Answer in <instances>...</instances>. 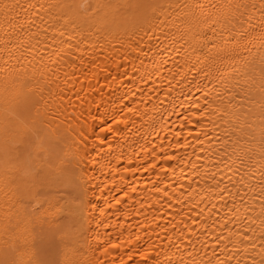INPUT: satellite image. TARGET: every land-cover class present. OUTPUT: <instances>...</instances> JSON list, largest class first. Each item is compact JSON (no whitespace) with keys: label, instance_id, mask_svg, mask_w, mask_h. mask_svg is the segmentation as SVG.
<instances>
[{"label":"bare ground","instance_id":"obj_1","mask_svg":"<svg viewBox=\"0 0 264 264\" xmlns=\"http://www.w3.org/2000/svg\"><path fill=\"white\" fill-rule=\"evenodd\" d=\"M194 2L0 0V264H264V8Z\"/></svg>","mask_w":264,"mask_h":264},{"label":"snow or ice","instance_id":"obj_2","mask_svg":"<svg viewBox=\"0 0 264 264\" xmlns=\"http://www.w3.org/2000/svg\"><path fill=\"white\" fill-rule=\"evenodd\" d=\"M130 6H132V5H130ZM134 6L137 8H147V7H151L152 5L150 3V0H135ZM241 6H242L241 4H237L236 8L238 9ZM253 6L255 7V4H253ZM185 7H188V5L185 4ZM192 7L202 10L204 6L202 3H199V0H196V2H194ZM260 7L264 8V0H260ZM242 27H243V25H242ZM61 35H63V33H61ZM240 35H241L242 39H245V40L248 39V33L246 30H245V32L241 33ZM225 43H227V41H225ZM211 48H216L215 43H211ZM169 159H171V157H169ZM40 174L41 173H37V175H40ZM118 203H119V200H117V204ZM5 264H15V262L14 261L13 262H5Z\"/></svg>","mask_w":264,"mask_h":264},{"label":"rangeland","instance_id":"obj_3","mask_svg":"<svg viewBox=\"0 0 264 264\" xmlns=\"http://www.w3.org/2000/svg\"><path fill=\"white\" fill-rule=\"evenodd\" d=\"M48 244H52V243H48ZM48 246H49V247H50V246L52 247L53 245H48ZM48 246H47V247H48ZM53 248H54V247H53ZM53 248H52V252H53ZM49 258H50V257H49Z\"/></svg>","mask_w":264,"mask_h":264}]
</instances>
